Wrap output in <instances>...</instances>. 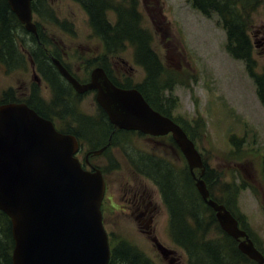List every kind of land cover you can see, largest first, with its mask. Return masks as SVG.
<instances>
[{
    "label": "rangeland",
    "instance_id": "rangeland-1",
    "mask_svg": "<svg viewBox=\"0 0 264 264\" xmlns=\"http://www.w3.org/2000/svg\"><path fill=\"white\" fill-rule=\"evenodd\" d=\"M115 1L130 3V0ZM228 1L250 23L257 70L264 72V1ZM139 2L143 25L153 35L152 49L165 66L164 82L171 85L165 95L173 102L170 110L172 117L192 135L207 170L213 171L212 178L208 180L213 197L228 205V209L240 218L242 228L264 250V106L245 62L234 59L227 51L226 32L219 24L216 12L207 17L194 9L188 0ZM47 4L58 23H43L34 14L33 19L40 25L46 41L42 49L51 58L61 59L81 82L89 80L92 70L101 61H106L101 66L107 65L113 76H121L116 79L122 83L136 85L145 80L146 72L136 61L132 45L128 44L123 52L115 56L105 54L104 45L94 35L87 12L80 3L75 0H47ZM108 14L109 20L114 23L116 14ZM15 35L25 64L10 71L0 65V100L3 93L9 90L19 99L32 95L36 85L40 97L45 101L43 103L49 104L55 99L56 92L51 91L48 81L31 61V52L37 44L32 40L34 35L26 29L22 31L20 27L16 29ZM129 67L132 70L126 76L123 73ZM58 74L63 87L57 88L60 90V94H57L66 99L69 106L66 111L60 109L51 113V117L65 131L86 136H83L85 152L99 150L102 146L96 144L99 135L90 138L86 127L74 120L71 114L74 111L84 121L93 122L95 127L107 125L96 101V93L76 94ZM35 76L41 84L38 85ZM118 132L124 134L123 131ZM96 158L98 161L107 159V222L112 247L115 249L122 243H128L145 254L153 264H189L186 250L173 239L169 212L156 183L152 178L142 175L141 168L138 170L136 167L145 164L150 158L159 160L163 164L160 168L162 172L170 170L175 178L171 179L175 190L184 189L187 195L195 198L194 188L190 191L187 185L183 188L185 179L192 173L184 155L170 136L150 137L138 133L119 135L115 145L107 150V156H94ZM199 172L200 169L194 170V181L198 179ZM143 184L157 194L160 211L152 227L142 229L136 220L137 214L124 208L128 203L125 191ZM199 209L207 222L210 213H204L203 205ZM218 227V224L209 227L208 240L221 239L222 230ZM154 238L174 254L163 256L157 250ZM116 264L128 263L117 261Z\"/></svg>",
    "mask_w": 264,
    "mask_h": 264
},
{
    "label": "water",
    "instance_id": "water-1",
    "mask_svg": "<svg viewBox=\"0 0 264 264\" xmlns=\"http://www.w3.org/2000/svg\"><path fill=\"white\" fill-rule=\"evenodd\" d=\"M7 2L25 29L38 36L33 0ZM52 62L78 93L97 92L98 105L116 129L153 137L172 134L194 179V170L201 169L196 188L215 211L221 229L238 241L241 253L264 264V255L238 220L211 198L202 156L178 123L153 109L137 89L117 87L102 68L94 69L84 84L60 60ZM78 150L75 136L57 131L51 120L26 103L0 105V211L12 223V264L109 263L111 250L101 213L105 181L99 170L82 168L75 157ZM159 250L170 253L161 244Z\"/></svg>",
    "mask_w": 264,
    "mask_h": 264
},
{
    "label": "trees",
    "instance_id": "trees-1",
    "mask_svg": "<svg viewBox=\"0 0 264 264\" xmlns=\"http://www.w3.org/2000/svg\"><path fill=\"white\" fill-rule=\"evenodd\" d=\"M75 1L80 3L87 12L94 35L102 41L107 56H115L123 52L128 44L135 48V59L145 70L146 76L142 83L136 85L131 83L132 86L143 94L147 102L155 110L172 117L170 110L173 102L165 95L166 90L171 89V85H166L164 82L165 66L157 53L152 49L153 35L143 25V14L139 10V0H130L129 4L116 2L115 0ZM188 1L194 9L207 17H210L212 12H216L219 15V24L226 32L227 51L234 59L245 62L247 72L256 85L259 100L264 106V72L257 70V62L254 58V46L249 32L250 23L248 24L246 17L233 7L228 0ZM32 9L34 14L38 15L43 23L51 21L58 23L53 11L47 4V0H33ZM109 12L116 14L117 19L114 23L109 20ZM37 26L39 37L35 35L32 37V40L37 44L34 48L35 50L31 52L33 58L31 61L38 66L40 74L55 90L56 88L63 87V85L59 81L60 75L56 72L57 69L50 62L51 57L48 56V52L42 49V46L46 45V41L41 34L40 25L37 24ZM18 27L22 31H25L24 26L11 11L7 0H0V65L6 66L9 71L25 64L23 53L19 51L17 47L18 43L15 39V31ZM105 62L101 61L99 66ZM63 64L66 66L65 63ZM34 88L32 95L29 94L21 99L16 98L13 91L9 90L3 93L0 105L23 102L35 109L40 116L49 120H53L51 113H56L60 109L68 110L69 105L66 102L67 100L62 98V96L55 93V99L49 102V104H44L43 102L45 101L40 97L38 87L35 85ZM101 112L105 114L104 111L101 110ZM71 114L74 120L80 121L86 127L85 130L88 135L104 136L107 134L106 136H108L113 131L108 122L107 125L95 127L92 125L93 122L84 121L81 118L82 116H78L74 111ZM175 120L181 124L177 119ZM181 125L184 128V125ZM185 131L192 139V135L187 130ZM68 133L75 134L73 131H68ZM116 133L112 136V143L114 144L116 139L119 138V132ZM133 133L136 132H126V134ZM141 166L138 165L136 167L138 170L141 168L142 175L152 178L162 191L164 202L170 214V229L173 239L186 250L189 264H258L241 253L237 241L221 229L215 212L212 208L205 205L198 190L194 187L195 181L191 175L188 179H185L183 188H186V185L189 191L194 188L195 193L193 194L195 198L187 195L184 189L182 191L179 188L175 190L173 183H171V179L175 178L170 173V170H167L166 173L162 172L160 168H162L163 164L159 160L150 158L149 161ZM212 173L213 171L208 169L204 174V179L210 191L211 188L208 180L212 178ZM183 195L189 198H185ZM215 200L228 208V205L224 202L218 199ZM201 205L204 206V213L207 211L210 213L207 222H205L203 214L199 209ZM234 216L238 220L240 219L238 216ZM213 224H218V228L222 230L221 239L208 240L207 230ZM0 237V264H12L14 249L12 225L10 218L2 211H0ZM257 249L264 255L263 249L259 246H257ZM117 261H123L128 264H153L145 254L128 243H122L115 249H112L109 264H116Z\"/></svg>",
    "mask_w": 264,
    "mask_h": 264
},
{
    "label": "flooded vegetation",
    "instance_id": "flooded-vegetation-1",
    "mask_svg": "<svg viewBox=\"0 0 264 264\" xmlns=\"http://www.w3.org/2000/svg\"><path fill=\"white\" fill-rule=\"evenodd\" d=\"M103 69L105 71V73L108 75V77L111 79V81L120 88H125V89H131V88H135L134 86H132L131 83H122L119 80H117L116 78H121V76H113L110 73V70L107 68V65L103 66ZM132 67H129V69L126 70V72H124L123 74H125L126 76L131 73ZM90 81V78L88 81L86 82H82V83H87ZM39 83L41 84L40 81H38V85ZM48 86L51 88V91L59 93L60 94V90L59 89H53L51 84H49V82H47ZM130 86V87H129ZM72 88V90L76 93L79 94L72 86H70ZM96 93V92H95ZM80 95V94H79ZM105 113V112H104ZM105 118H106V123L108 122L110 128L113 129L112 133L109 134L108 136L105 135V137L101 138L99 136V140L96 141V144L99 143L101 144V148L99 150L103 151L99 154L97 153L99 150H92V151H86L85 152V145L83 144V134H76L74 135L78 142H79V151L77 152L76 156L79 159L81 166L84 170L90 171V172H95L97 170H100L103 174L104 177V181H105V195H104V199L102 202V216H103V224L105 226L106 232H108L109 235V240L111 242V233L108 231V227L109 224L107 222L108 219V212H107V173H106V169H107V159L105 161H98L97 158L94 159V156H98V155H106L107 156V150H109L111 147H113L115 144L112 143V136L114 133H118V131H123V130H119L116 129L110 122L107 114L105 113ZM56 125V124H55ZM63 127V126H62ZM56 128L64 133H68L67 131L64 130V128H60L59 126L56 125ZM138 133V132H136ZM126 132H124V134H120L119 135L123 136L125 135ZM82 135V136H80ZM170 138L172 139L171 135ZM86 138V136H84ZM92 137H96V136H90V138ZM94 147V146H93ZM207 170V168H206ZM190 171V170H189ZM191 174V172H190ZM192 177V175H191ZM195 183V182H194ZM157 185V184H156ZM158 189L159 186L157 185ZM196 187V186H195ZM136 189H131V190H126L125 194H128V200H127V204L125 205V210H128L129 212H131L132 214H137L136 216V220L139 221V225L140 227L143 229L144 227H152L153 224V220L156 218L157 214L160 211V204L159 201L157 199V194H155V192L151 189L148 188L147 185H142L141 187H135ZM160 191V197L163 200V204L165 205L166 208L167 205L164 202L163 196H162V191ZM211 198L212 199H216L213 197L212 193H211ZM204 201V200H203ZM206 205V204H205ZM155 239V238H154ZM155 246L157 248V250L163 255V253L159 250V241H156V239L154 240ZM174 254L172 250H170V253L168 251H166V254L163 256H167V255H172ZM175 258V257H174ZM175 260H177L175 258Z\"/></svg>",
    "mask_w": 264,
    "mask_h": 264
},
{
    "label": "bare ground",
    "instance_id": "bare-ground-1",
    "mask_svg": "<svg viewBox=\"0 0 264 264\" xmlns=\"http://www.w3.org/2000/svg\"><path fill=\"white\" fill-rule=\"evenodd\" d=\"M18 26V25H17ZM19 28V27H18ZM15 36V35H14ZM115 134V133H114Z\"/></svg>",
    "mask_w": 264,
    "mask_h": 264
}]
</instances>
